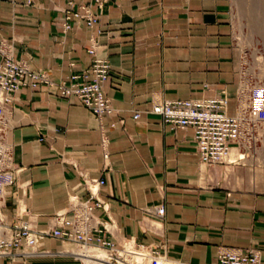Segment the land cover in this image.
I'll list each match as a JSON object with an SVG mask.
<instances>
[{
	"label": "crops",
	"instance_id": "crops-1",
	"mask_svg": "<svg viewBox=\"0 0 264 264\" xmlns=\"http://www.w3.org/2000/svg\"><path fill=\"white\" fill-rule=\"evenodd\" d=\"M233 3L102 0L100 11L93 6L99 16L93 29L71 20L65 31L67 0H0V45L10 46L14 60L48 72L55 85H69L71 76L91 65L87 49L95 36L96 56L110 66L104 92L114 111L102 124L122 121L109 130L105 162L100 124L77 98L61 97L56 86L21 88L0 127L20 169L1 198L5 221L20 218L46 229L67 209L68 195L87 198L79 186L85 177L102 178L108 213H95L118 228L106 236L115 247L124 240L150 246L168 264H214L218 251L230 248L256 251L264 264V190L223 185L225 173L241 176V170L202 165L193 129L173 130L151 112L156 101L213 98L224 91L226 113L234 116L239 69ZM256 172L248 171L246 180L255 181ZM159 206L163 218L153 212ZM61 245L47 238L40 250L48 255L0 258V264H79Z\"/></svg>",
	"mask_w": 264,
	"mask_h": 264
},
{
	"label": "built area",
	"instance_id": "built-area-1",
	"mask_svg": "<svg viewBox=\"0 0 264 264\" xmlns=\"http://www.w3.org/2000/svg\"><path fill=\"white\" fill-rule=\"evenodd\" d=\"M102 0H67L63 9V29L69 30L71 20L93 29L99 21L93 6L99 11ZM98 40L90 37L87 52L93 56L91 65L78 75L70 77V84H54L50 74L44 70H34L25 60H14L10 46L0 45V127L5 126L2 117L6 106L12 102L21 88H36L38 85L56 86L63 98L75 97L99 122V147L105 162L108 161L110 144L109 130L115 129L122 121H112L109 128L102 124L104 117L114 114L110 100L104 92V84L110 76L109 64L96 56ZM227 100L225 92L213 97L188 100H162L152 105L151 112L161 117L164 124H170L173 130L190 127L194 132L196 156L199 162L209 168L224 165L233 145H239L243 139V129L238 114L229 116L226 113ZM136 113L133 119H138ZM108 164L106 165V167ZM20 169L12 161V152L5 136L0 138V198L7 188L15 182ZM104 184L102 178H84L81 186L88 194L85 200L71 194L65 211L56 213L52 218V227L38 230L31 227L27 220L9 224L0 220V258L15 262L22 259L48 255L40 250L45 239H54L62 243H71L78 249L90 250L88 264H165L166 258L155 248L135 244L124 240L120 247L107 239L114 236L118 228L111 220L103 221L96 211L108 213L107 205L100 195ZM154 214L163 218L165 209L162 206L153 208ZM1 214V213H0ZM79 260V259H78ZM83 264H87L83 262ZM214 264H261L256 251L221 248Z\"/></svg>",
	"mask_w": 264,
	"mask_h": 264
},
{
	"label": "rangeland",
	"instance_id": "rangeland-1",
	"mask_svg": "<svg viewBox=\"0 0 264 264\" xmlns=\"http://www.w3.org/2000/svg\"><path fill=\"white\" fill-rule=\"evenodd\" d=\"M233 10L239 69L234 115L238 114L244 129L243 136L249 143V150L246 152L249 157L243 159L242 163L237 161L235 164L226 165L239 168L241 176H235L233 171L227 172L221 183L227 187L264 190V0H234ZM240 103L243 104L242 107ZM2 134L0 133V138L3 137ZM241 146L235 145L231 150L235 158L239 157L238 149ZM253 167L257 170L256 179L248 182L245 175L255 169ZM65 245L67 249L63 251L68 252L65 254L83 264L75 255L78 248L71 243H62L61 246Z\"/></svg>",
	"mask_w": 264,
	"mask_h": 264
},
{
	"label": "bare ground",
	"instance_id": "bare-ground-1",
	"mask_svg": "<svg viewBox=\"0 0 264 264\" xmlns=\"http://www.w3.org/2000/svg\"><path fill=\"white\" fill-rule=\"evenodd\" d=\"M243 99V98H242ZM242 103V102H241ZM240 103V104H241ZM243 106V104H241V107ZM4 116H5V114H4ZM4 116L2 117V120L4 119ZM240 120V119H239ZM244 130V129H243ZM244 135V134H243ZM2 138V137H1ZM244 140H246L245 138H244V136H243V139H242V141L240 142V144L238 145V147L240 146V145H242L239 149H238V151H239V154H238V156L239 157H237V158H235V156H233V154H232V151H230V154H229V157L227 158V160H226V163H225V165H229V164H235V163H237V161H241V163H242V160L243 159H246V158H248L249 156L246 154V152H247V150H249V143H248V141L246 142V141H244ZM233 147H234V145H233ZM233 147H232V149H233ZM231 149V150H232ZM0 205H1V198H0ZM2 219H4V217L0 214V220H2ZM53 226V223L51 222V226H49V228L50 227H52ZM73 253H75V252H73ZM75 255L78 257V259L79 260H81V261H83V262H86L87 264L88 263H90L89 262V259H90V250L89 249H86V248H81V249H78V251H77V253H75ZM92 264H99V263H92ZM165 264H167V260H166V263Z\"/></svg>",
	"mask_w": 264,
	"mask_h": 264
}]
</instances>
